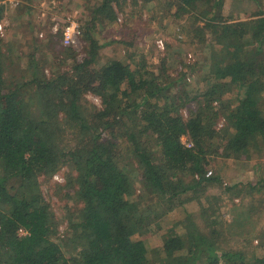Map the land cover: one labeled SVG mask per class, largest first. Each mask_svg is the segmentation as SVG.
<instances>
[{
  "label": "trees",
  "instance_id": "1",
  "mask_svg": "<svg viewBox=\"0 0 264 264\" xmlns=\"http://www.w3.org/2000/svg\"><path fill=\"white\" fill-rule=\"evenodd\" d=\"M126 1L95 5L82 26L84 55L77 59L65 46L62 54L72 63L52 76L34 54L20 80L8 75L0 37V264H264V226L243 258L242 250L227 245L231 239L213 202L218 195L206 187L221 181L214 157L242 159L264 148V112L257 107L264 75L248 74L264 56L262 0H244L258 7L247 17L224 14L225 0ZM149 3L168 12L175 7L185 37L211 49L200 63L208 77L184 98L176 88L185 74L172 75V44H165L156 69L133 53L130 60L99 53L98 23H110L117 12L136 15ZM87 93L99 97L100 107ZM185 101L195 105L183 116ZM214 108L223 112L221 128ZM63 168L75 210L65 205L57 215L42 195L41 179ZM243 186L262 193L264 177L223 190L238 194ZM191 203L160 246L139 239L178 204Z\"/></svg>",
  "mask_w": 264,
  "mask_h": 264
},
{
  "label": "rangeland",
  "instance_id": "2",
  "mask_svg": "<svg viewBox=\"0 0 264 264\" xmlns=\"http://www.w3.org/2000/svg\"><path fill=\"white\" fill-rule=\"evenodd\" d=\"M99 1L19 0L16 5L5 4L0 19V37L2 39L1 50H5L7 58H10V60H6L7 74L10 73L20 80V77L27 73L26 64L30 62L28 57L32 54L37 58L41 68L44 67L47 76H52L56 71L66 70L72 63V59L62 54L67 47L62 43L60 32L62 27L70 22L77 24L81 31L78 43L70 48L75 53L76 58L80 59L84 55L86 45L82 26L90 19L92 10ZM162 2L164 1L162 0ZM125 7L127 11L130 8L129 4H126ZM259 7L264 9V0ZM257 9L256 4L244 0H225L223 13L247 17L254 14ZM175 11V7H172L168 12L164 11L162 7L158 8L154 3H149L136 15L127 16V14L117 12V17L110 23H98L94 33L99 38L100 43L104 44L99 49L102 57L113 56L130 60L129 55L133 53L135 59L143 56L145 62L152 65L154 69L159 66V58L165 55V44H172L169 53L172 58L171 70L172 72L175 70L172 75L176 77L185 74L186 79L177 84L176 88L179 95L184 98L189 96L192 89L198 88V85L202 86L204 83L202 78L208 77V66L200 63L205 57H209L211 49L200 43H194L185 37V33L180 29V24L185 20L174 19L172 14ZM152 15L154 16L150 18ZM53 19L58 22L59 31L52 35ZM50 36H52L51 39ZM121 39L127 40L130 44H122L119 41ZM173 53L176 54L173 55ZM258 59L260 61L257 62L255 69L249 70L250 77L255 78L261 76L260 74L264 75V56H259ZM194 63L199 64L191 71V65ZM30 87V96H36L35 86L31 85ZM235 91L233 90V94H235L231 99L232 102L237 101ZM228 94H230V89L226 91L224 96ZM85 98L95 107H100L97 95L87 93ZM228 98L229 101L230 97ZM189 102L185 101V107H182L183 116L187 114V108H193L195 105L194 102ZM257 107L264 112L263 98ZM214 110L216 112L215 127L225 126L221 108H214ZM182 140L190 141L187 136H183ZM214 158L211 165L215 166L221 181L207 184V192L210 191L218 195L217 198L214 196L213 202L219 210L220 220L225 223L226 238L231 239L227 245H230L233 250H242L244 252L243 258H245L251 254V247L258 243L257 238L264 226V191L262 193L249 192L243 186L242 191L236 194L234 190L231 192L224 191L223 187L234 182H254L259 177H264V148L262 150L252 148L242 159ZM119 163L123 162L119 161ZM212 166L209 170L214 171ZM65 172L66 168H63L48 181L41 179L42 195L57 215H61L65 205L70 206L71 211L75 210L73 202L68 201V196L65 195L66 189L63 187ZM251 202L253 206L252 210H249L247 205ZM185 208L188 210L192 208V203L183 206L178 204L172 211L142 231L139 239L148 246H160L167 229L185 215ZM63 223L61 228L64 226Z\"/></svg>",
  "mask_w": 264,
  "mask_h": 264
},
{
  "label": "built area",
  "instance_id": "3",
  "mask_svg": "<svg viewBox=\"0 0 264 264\" xmlns=\"http://www.w3.org/2000/svg\"><path fill=\"white\" fill-rule=\"evenodd\" d=\"M19 2V0H2L0 1V4L1 3H4V4H11V5H16L17 3ZM0 29H1V24H0ZM59 31V25H58V22L53 19V23L51 25V33L52 34H55ZM61 36H62V43L64 46H67V47H73L75 46L78 41H79V38H80V29L78 27L77 24L73 23V22H70L69 24H66L65 26L62 27L61 29ZM96 100H98V98H95ZM185 145L187 146H191V143L190 141L188 142H185L183 141ZM211 174V170H208L206 172V175H210ZM19 234H25V231H23L22 229L19 230Z\"/></svg>",
  "mask_w": 264,
  "mask_h": 264
}]
</instances>
